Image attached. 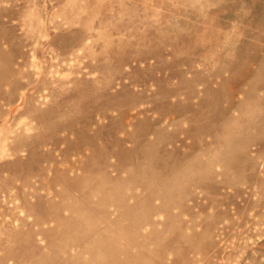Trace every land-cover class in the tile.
I'll use <instances>...</instances> for the list:
<instances>
[{
    "label": "rangeland",
    "instance_id": "374dc122",
    "mask_svg": "<svg viewBox=\"0 0 264 264\" xmlns=\"http://www.w3.org/2000/svg\"><path fill=\"white\" fill-rule=\"evenodd\" d=\"M0 264H264V0H0Z\"/></svg>",
    "mask_w": 264,
    "mask_h": 264
}]
</instances>
